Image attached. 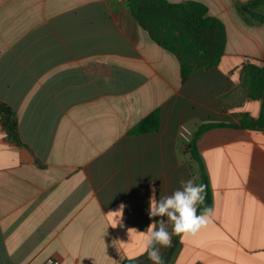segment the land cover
Wrapping results in <instances>:
<instances>
[{"label": "crops", "instance_id": "crops-1", "mask_svg": "<svg viewBox=\"0 0 264 264\" xmlns=\"http://www.w3.org/2000/svg\"><path fill=\"white\" fill-rule=\"evenodd\" d=\"M130 1L0 0V105L15 114L18 138L0 115V264H151L128 229L151 222L153 187L158 198L182 179L198 183L179 130L211 122L228 126L196 141L210 223L162 253L167 264H264V128L243 125L264 112L255 84L264 23L241 10L254 0H165L201 3L225 29L218 65L184 82L178 59L143 27L155 31L157 20L146 19L172 15L189 51L202 57L203 45L176 12L147 10L141 25ZM154 112L158 127L133 133ZM121 203L114 227L108 213Z\"/></svg>", "mask_w": 264, "mask_h": 264}, {"label": "trees", "instance_id": "trees-1", "mask_svg": "<svg viewBox=\"0 0 264 264\" xmlns=\"http://www.w3.org/2000/svg\"><path fill=\"white\" fill-rule=\"evenodd\" d=\"M129 7L133 17L142 24V14L147 12L148 8L157 12H176L179 17L184 21L191 31L195 32L197 39L203 45L206 52V59L200 65H194L188 60H185L181 54V51L173 43L159 40L153 31L145 27L151 38L162 48L171 52L179 61L181 66V79L184 82L187 79L189 72L195 67L210 68L218 65L221 55L223 52L225 44V29L223 24L214 17L207 16V8L198 2H187L172 4L165 0H131ZM257 7H264V0H254L249 6L241 7L243 12H248L250 17L254 20H258L264 23V16L256 9ZM255 84L264 95V61L262 62V67L256 71ZM0 115L2 119L3 126L7 132L8 138L14 142L18 143L17 138V120L15 114L8 106L0 105ZM159 124V116L157 112H154L144 119H142L139 124H137L133 133H147L155 130ZM243 125L248 128L259 127L264 128V112L262 118L258 122H251L248 119L243 121ZM227 124L211 122L203 124L198 127L196 132L192 135L191 142L188 145V149L192 159L198 164L199 167V179L198 183H204L207 185V199L206 203L212 207V197L211 190L209 187V182L201 158L199 156L196 141L198 137L205 131L213 128L227 127ZM178 236H175V239ZM123 264H134L132 261H125Z\"/></svg>", "mask_w": 264, "mask_h": 264}, {"label": "clouds", "instance_id": "clouds-1", "mask_svg": "<svg viewBox=\"0 0 264 264\" xmlns=\"http://www.w3.org/2000/svg\"><path fill=\"white\" fill-rule=\"evenodd\" d=\"M207 185L196 183L193 178L182 179L179 187L169 194L160 192L157 198L153 187L149 197L147 215L151 221L144 231L129 228L143 238V252L151 264H167L162 249H170L173 236H191L206 227L211 220L213 207L206 203ZM126 205L121 203L119 210L108 215L116 217L115 226L123 227L122 218Z\"/></svg>", "mask_w": 264, "mask_h": 264}, {"label": "rangeland", "instance_id": "rangeland-1", "mask_svg": "<svg viewBox=\"0 0 264 264\" xmlns=\"http://www.w3.org/2000/svg\"><path fill=\"white\" fill-rule=\"evenodd\" d=\"M148 10L153 12L152 9L148 8ZM166 13L167 12H162V14H166ZM161 16L162 17L165 16V18H162ZM161 16H158L155 13H152V15H150V17L146 19V20H157V22H155L154 24H151V27L155 30L153 31L155 36L159 40H164V41L173 43L175 46H177L179 50L181 51L182 56L185 53L186 56L183 57L185 60L190 61L194 65L202 64L207 57L206 52H205V55L200 57L198 55V51H189L188 44H193V42L189 41L190 34L187 32L184 25L178 24L177 19L174 20L172 15H161ZM177 16L179 15L177 14ZM184 24L188 29H190L189 26L185 22ZM193 34L195 35L196 33L193 32ZM197 42L200 43L199 40H197ZM195 53H197V55H194Z\"/></svg>", "mask_w": 264, "mask_h": 264}, {"label": "built area", "instance_id": "built-area-1", "mask_svg": "<svg viewBox=\"0 0 264 264\" xmlns=\"http://www.w3.org/2000/svg\"><path fill=\"white\" fill-rule=\"evenodd\" d=\"M179 136L181 140L185 143V145L188 146L189 143L191 142L192 133L185 126H181L179 130ZM46 264H58V263L54 260H48Z\"/></svg>", "mask_w": 264, "mask_h": 264}]
</instances>
